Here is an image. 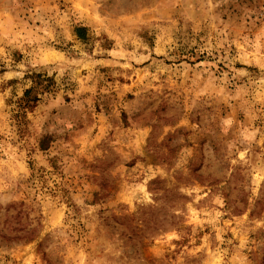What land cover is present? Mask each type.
I'll list each match as a JSON object with an SVG mask.
<instances>
[{
    "label": "rangeland",
    "instance_id": "374dc122",
    "mask_svg": "<svg viewBox=\"0 0 264 264\" xmlns=\"http://www.w3.org/2000/svg\"><path fill=\"white\" fill-rule=\"evenodd\" d=\"M0 264H264V0H0Z\"/></svg>",
    "mask_w": 264,
    "mask_h": 264
},
{
    "label": "trees",
    "instance_id": "16d2710c",
    "mask_svg": "<svg viewBox=\"0 0 264 264\" xmlns=\"http://www.w3.org/2000/svg\"><path fill=\"white\" fill-rule=\"evenodd\" d=\"M75 31L80 39L87 41L88 36L85 34L88 33V29L86 27L77 26L75 27ZM35 77L36 86H31L26 89L23 97L20 99L19 109H21L22 111L32 108L34 104L40 100L39 94H44V92L48 90V85L45 84V82L47 81V77H43V75H41L40 73H38ZM39 88L41 89V91H38ZM34 90H37L38 93L37 95L32 96Z\"/></svg>",
    "mask_w": 264,
    "mask_h": 264
}]
</instances>
